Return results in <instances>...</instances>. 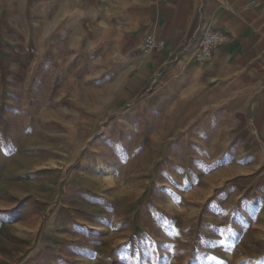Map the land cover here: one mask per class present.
I'll return each instance as SVG.
<instances>
[{
	"label": "rangeland",
	"instance_id": "obj_1",
	"mask_svg": "<svg viewBox=\"0 0 264 264\" xmlns=\"http://www.w3.org/2000/svg\"><path fill=\"white\" fill-rule=\"evenodd\" d=\"M8 51L0 264H264V107L168 135L110 110L74 127L39 79L6 78Z\"/></svg>",
	"mask_w": 264,
	"mask_h": 264
},
{
	"label": "crops",
	"instance_id": "obj_2",
	"mask_svg": "<svg viewBox=\"0 0 264 264\" xmlns=\"http://www.w3.org/2000/svg\"><path fill=\"white\" fill-rule=\"evenodd\" d=\"M207 30L230 43L198 65ZM148 36L165 49L143 52ZM1 46L6 78L39 79V94L53 95L74 127L110 110L168 135L264 107V0H0Z\"/></svg>",
	"mask_w": 264,
	"mask_h": 264
},
{
	"label": "built area",
	"instance_id": "obj_3",
	"mask_svg": "<svg viewBox=\"0 0 264 264\" xmlns=\"http://www.w3.org/2000/svg\"><path fill=\"white\" fill-rule=\"evenodd\" d=\"M230 43V37L219 30H207L196 42L193 53V61L202 65L209 62L214 52ZM166 47V42L153 36L146 37L142 42V50L145 53H160Z\"/></svg>",
	"mask_w": 264,
	"mask_h": 264
},
{
	"label": "snow or ice",
	"instance_id": "obj_4",
	"mask_svg": "<svg viewBox=\"0 0 264 264\" xmlns=\"http://www.w3.org/2000/svg\"><path fill=\"white\" fill-rule=\"evenodd\" d=\"M7 213H0V215H6Z\"/></svg>",
	"mask_w": 264,
	"mask_h": 264
}]
</instances>
